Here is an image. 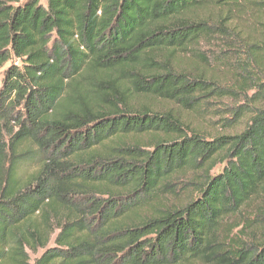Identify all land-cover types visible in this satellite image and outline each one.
<instances>
[{
	"label": "trees",
	"instance_id": "16d2710c",
	"mask_svg": "<svg viewBox=\"0 0 264 264\" xmlns=\"http://www.w3.org/2000/svg\"><path fill=\"white\" fill-rule=\"evenodd\" d=\"M244 10L255 38L230 24ZM214 42L246 98L241 130L206 140L149 100L196 110L239 94L177 68ZM10 60L0 264H264L247 220L264 215V0H0Z\"/></svg>",
	"mask_w": 264,
	"mask_h": 264
},
{
	"label": "rangeland",
	"instance_id": "374dc122",
	"mask_svg": "<svg viewBox=\"0 0 264 264\" xmlns=\"http://www.w3.org/2000/svg\"><path fill=\"white\" fill-rule=\"evenodd\" d=\"M223 1V0H221ZM224 9L222 5L215 4L209 10L204 11L203 16L209 18L210 21L216 22L220 17H223ZM230 16L234 17V21L230 24L235 28V32L245 38L246 34H250L252 37H257L255 32V21L256 18L253 17L254 14L247 13L245 10L241 13L229 12ZM220 16V17H219ZM201 56L204 60H200L193 55L184 54L181 56L180 62L178 63V70H188L191 72H203L209 79L213 80L215 83H218L219 86H225L226 88L236 87L235 74L234 72H229L225 67L222 60V56L225 54L233 53L234 51H226L223 46L214 42L212 44L202 43L200 46ZM13 63L12 60L6 62L3 66H0V85L2 78L4 76L5 70L8 66ZM238 92V90H237ZM239 93V92H238ZM251 92H248L247 95H250ZM240 94V93H239ZM230 94L229 97L218 98V99H209V102H205L202 105L201 109L190 110L183 109L174 103H167L159 100H149L152 107L165 110L171 109L172 113L178 117V119L183 123L184 130L187 134L198 133L206 140L212 139L214 136L223 135V134H232L235 131L241 130V117L240 114L235 115V107L244 103V98L241 94ZM30 165L23 168L26 173H31L37 168L35 162L29 163ZM222 164L217 163L214 168L211 170V174H214L220 170ZM183 192H179L178 196L183 199ZM174 196H171L167 201H173ZM264 215H249L247 220L255 218V226L252 223L250 228L253 233H250V238H262L264 237ZM258 220L262 221L263 224L258 226ZM247 223V222H246ZM248 233V232H247ZM249 234V233H248ZM50 242L48 245L50 246ZM43 250L40 249L36 253L29 251L30 259L37 257Z\"/></svg>",
	"mask_w": 264,
	"mask_h": 264
}]
</instances>
